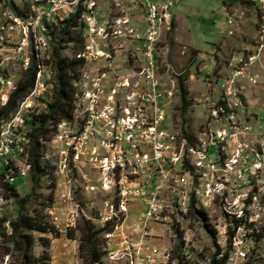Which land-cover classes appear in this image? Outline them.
<instances>
[{
	"label": "rangeland",
	"instance_id": "obj_1",
	"mask_svg": "<svg viewBox=\"0 0 264 264\" xmlns=\"http://www.w3.org/2000/svg\"><path fill=\"white\" fill-rule=\"evenodd\" d=\"M152 1L150 13L155 33L149 42V51H152L150 67H155L158 73V83L162 90L160 105L163 104L161 106L166 110L165 137L171 141L173 158H180L184 138L182 131L185 130L196 138V141L189 144L195 149L205 146L212 135L214 146L208 147L207 155L210 160H215V165H220L206 193L203 192L206 188L205 177L197 173L203 172V165L193 167V152L185 151L184 163H176V172L189 174L182 175L181 179L182 210L187 211L173 212L171 225L153 226L150 229V233L154 232L161 237L159 248L162 250L158 264H209L216 246L220 248L221 254L229 248V255L231 250H238V247L246 252L243 260H228L226 264H264V49L252 65L246 66L259 52L262 31L258 23L261 22L264 2L171 0L173 4L169 8V24L164 25L162 12H166V5L160 4L165 0ZM77 2L66 0V3L74 4L63 6L57 18H51L52 24L49 23V30H46V27H42L43 19L37 24L36 17L40 12L38 6L55 9L60 6V0H0V107L6 104L17 82L28 69L33 51L40 64L34 90L20 102L15 112L0 122L4 133L14 135L16 127L23 128V114H39L46 109V103L51 101V45L54 36L50 33L55 22L66 17ZM81 4L84 9L80 18L83 24L82 41L79 42L74 31V40L61 45V55L64 57L71 58L73 54L81 57L85 45L91 42V37L87 36L89 20H95L97 5L102 6V1L83 0ZM123 5L128 4L124 2ZM12 6L21 13L17 14ZM111 6L113 9H122V2L114 1ZM26 25H30L28 30ZM129 41L123 42L113 37L105 40L110 48L118 46L120 49L112 53V66L120 70L137 64L136 72L144 73L148 69V61L136 62L131 55H127ZM98 63V66H102L103 60ZM90 64L83 65L81 74L88 71ZM81 74L79 80L75 81L77 95L71 128H76L75 110L80 107L87 91V78ZM184 74H187L184 85L191 104L186 113L182 114L177 77ZM250 77L257 81L252 83ZM228 86L229 89H225ZM167 90L168 97L164 92ZM234 97L238 98V102ZM218 100L222 103H217ZM214 102L226 109L217 120L211 115ZM101 108L102 101H93L92 110L100 112ZM144 108H150L146 102ZM57 130V134L45 142L41 160L44 172L35 194L36 200L47 199L42 215L58 233L54 234L55 230L26 232L33 236L32 256L37 264H84L79 257L80 232L76 224L85 218L101 219V211L92 208V205L101 209L111 202L112 211H122V200L114 196V190L88 195L83 192L82 185H74V194L65 195L63 200L66 213L60 209L62 201L58 186L61 154L56 148H60L62 128L57 126ZM118 138L119 147L130 148V140L126 137ZM13 140L14 137L10 138V143ZM1 144L5 145L1 149L5 150L1 152V160H16L11 164L12 174H25V177L15 178L13 184L17 191L6 201L1 198L4 191L3 181L0 180V217L4 216L9 221L16 217L20 200L30 191L32 173L29 170L28 146L25 141L21 143L19 154L17 140L12 146L9 145L7 138H2L0 128ZM118 156L121 158L118 164L125 184L139 186V168H132V160L126 153H119ZM68 167L71 168L72 183L81 184L79 161L68 159ZM197 188L200 189L198 195L195 194ZM191 196L195 200L194 207L201 210L204 216L188 212ZM75 200L78 205H74ZM33 206V202L26 204L24 213L33 214ZM79 213L82 217H79ZM235 220H241L236 228ZM8 221L0 225V264L15 263L18 260V251L3 234V229L10 232ZM109 222L106 228L90 222L96 230H100L96 241L100 259L95 264H130L131 261L137 264V260L133 259L114 262L112 256L106 255L105 244L113 241L121 230L122 212H112ZM228 230L233 231L229 241ZM232 238L238 239H233L232 243ZM124 243H131V236H125ZM43 252L45 254L42 255ZM218 256L217 259L221 257Z\"/></svg>",
	"mask_w": 264,
	"mask_h": 264
},
{
	"label": "built area",
	"instance_id": "obj_2",
	"mask_svg": "<svg viewBox=\"0 0 264 264\" xmlns=\"http://www.w3.org/2000/svg\"><path fill=\"white\" fill-rule=\"evenodd\" d=\"M101 1L102 6L97 5L95 20H89L87 36L91 37V42L85 45V50L81 54L84 64L91 63V67L81 74L87 78V91L80 107L75 110L76 128H69V124L62 122L60 148H56L61 154L58 186L59 198L62 201L60 209L66 213L67 209H63V200L65 195L74 194V185H82L83 192H87L88 195L114 190V196L122 200V211H112L111 202L101 209L92 205V208L101 211V219L85 218V220L101 226H109L112 212H122L121 230L117 236H114L113 241L105 244L106 255L112 256L114 262L133 259L137 260V264H158L162 250L159 248L161 237L154 232L150 233V229L153 226L171 225L173 212L187 211L182 210L181 179L182 175L189 174L176 172V163H184L185 151H192L193 167L203 165V172L197 173L205 177L206 188L203 192L206 193L220 165H215V160H210L207 155L208 147L214 146L212 135L210 141L205 142V146L200 149L188 146L186 139L183 138L180 158H173L171 141L165 137L166 110H163L161 106L163 104L160 105L162 90L158 83V73L155 67H150L152 51H149V42L153 39L150 3L153 1ZM114 1H121L122 9H113L111 4ZM260 1L264 2V0ZM106 2L107 4L104 5L103 3ZM124 2L128 5L124 6ZM73 4L60 0V6L55 9L38 6L40 12L36 17L37 24L39 25L40 19H43L42 27H46V24L51 22V18H57L63 6ZM172 4L171 0H165L160 4L166 5V12H162L164 25L169 24L171 16L169 8ZM29 17L33 16L29 15ZM258 24L262 31L259 52L246 66L252 65L264 49V9L261 12V22ZM26 26L28 30L30 25ZM42 29L45 31L46 28ZM110 37L118 38L123 42L130 40L127 55H131L136 62L148 61V69L144 73H137V64L120 70L114 68L112 53L120 49L118 46L110 48L105 42ZM97 39L98 43H96ZM99 60H103L102 66H98ZM250 79L252 83L257 81L253 77ZM225 89H229V86ZM164 92L168 97V90ZM93 101H102L100 112L92 111ZM144 102L150 107L149 110H145ZM217 103L214 102L211 108L212 118L216 120L226 110L217 106ZM0 128L2 138H7L10 145V138L15 135L4 133L3 127ZM74 132H81V139H74ZM118 137H126L130 140V148L119 147ZM1 152L5 150H0V171L6 163L16 162L13 159L1 160ZM119 153L127 154L132 160V168H139V186L125 184L124 175L118 164ZM68 159L79 161L81 184L72 183ZM82 168L88 172H83ZM199 191L200 189L197 188L195 194L198 195ZM74 205H78L76 200ZM79 217H82L80 213ZM63 224L66 227L65 219ZM124 236H131V243H124ZM233 239L238 238H232V243ZM245 256L246 252L238 247V250L230 251L227 261H241Z\"/></svg>",
	"mask_w": 264,
	"mask_h": 264
},
{
	"label": "trees",
	"instance_id": "obj_3",
	"mask_svg": "<svg viewBox=\"0 0 264 264\" xmlns=\"http://www.w3.org/2000/svg\"><path fill=\"white\" fill-rule=\"evenodd\" d=\"M83 0H78L71 12L64 18L55 22L54 31L50 35L54 36V41L51 45L52 54V68H53V89L52 99L47 102L46 109L39 114H23L21 123L23 128L16 127L14 140L11 146L17 140L18 153H21V143L26 142L28 146V164L29 170L32 173L31 187L29 193L20 200L17 208L16 217L13 220H6L4 216L0 217V225H4L8 221L9 233L3 229V234L10 240L11 246L18 251L17 261L10 264H37L32 256L33 236L26 230L52 232L55 230L54 226L47 222L42 215V210L46 207L47 199L39 198L36 200L35 189L39 186L41 177L43 176L44 166H42V158L45 149V142L49 141L52 136L57 134V125L62 120L72 121L74 119L75 100L77 95V87L75 81L81 77L80 70L84 65V60L81 57L72 55L71 58L61 55V45L66 44L70 40H74L73 33L76 31L79 42L82 41L83 24L80 22L82 13L84 12ZM14 11L18 14L19 10L12 6ZM52 24V23H50ZM46 24V30H49ZM46 33V31H45ZM56 36V37H55ZM75 42V41H74ZM83 52V51H82ZM80 54V53H78ZM36 52H32L31 61L28 69L24 72L23 77L17 82L15 89L9 95L5 105L0 107V122L7 119L13 112L16 111L20 102H22L33 90L35 86L36 73L38 71V63ZM242 61V60H241ZM187 79V74L177 77V89L180 98V109L182 114H185L187 108L190 106V100L187 98L188 91L184 85ZM218 103H222L218 101ZM182 136L186 139L188 146L196 138L189 132L182 131ZM194 147V146H191ZM12 162H8L0 171V180H2L4 194H1L2 200H7L14 196L17 189L12 183L15 176H23L25 174H12ZM7 181V182H6ZM33 202L34 213H24L25 205ZM194 197L191 196L188 212L203 214L201 210L194 207ZM241 222L235 220L234 228ZM4 227V226H3ZM80 232L79 238V257L84 264H95L100 259V253L97 252L96 241L100 230H96L94 225L89 221L81 220L75 226ZM6 231V232H5ZM58 232L55 230L54 234ZM1 234V233H0ZM2 235V234H1ZM233 235V231L228 230V241ZM4 236V235H3ZM72 238V237H70ZM46 243V241H45ZM229 248L220 253V248L216 246V250L212 255L209 264H226ZM45 252L42 253V255ZM102 254V253H101ZM221 256L217 259V256ZM218 256V257H219Z\"/></svg>",
	"mask_w": 264,
	"mask_h": 264
},
{
	"label": "bare ground",
	"instance_id": "obj_4",
	"mask_svg": "<svg viewBox=\"0 0 264 264\" xmlns=\"http://www.w3.org/2000/svg\"><path fill=\"white\" fill-rule=\"evenodd\" d=\"M154 33H155V28H154V26H153V35H154ZM156 35V34H155ZM234 100L235 101H237L238 102V98L237 97H234ZM93 112H95V110H92ZM62 122H64V124H69V128H71V125H73V122L72 121H68V120H62V121H60L58 124L59 125H57V126H59L60 128H62ZM10 127V126H9ZM171 138H173V137H171ZM74 139H81V132H74ZM117 140H119V138H117ZM11 144V143H10ZM118 145V144H117ZM119 146V145H118ZM3 147H5V145L4 144H1V146H0V150L3 148ZM8 152V151H7ZM12 153V152H11ZM118 160L120 161L121 160V158H120V156H118ZM110 223V222H109ZM103 228H106L107 226H102ZM124 239H125V236H124ZM130 264H134V262L133 261H131L130 262Z\"/></svg>",
	"mask_w": 264,
	"mask_h": 264
}]
</instances>
